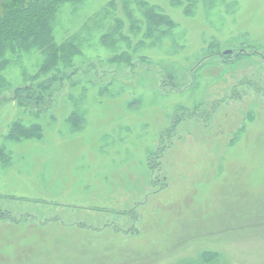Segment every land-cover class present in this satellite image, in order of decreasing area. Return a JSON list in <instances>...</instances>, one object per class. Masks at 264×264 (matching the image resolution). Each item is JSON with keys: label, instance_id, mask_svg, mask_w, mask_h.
<instances>
[{"label": "rangeland", "instance_id": "374dc122", "mask_svg": "<svg viewBox=\"0 0 264 264\" xmlns=\"http://www.w3.org/2000/svg\"><path fill=\"white\" fill-rule=\"evenodd\" d=\"M50 37L0 69V264H264V0L67 2Z\"/></svg>", "mask_w": 264, "mask_h": 264}, {"label": "trees", "instance_id": "16d2710c", "mask_svg": "<svg viewBox=\"0 0 264 264\" xmlns=\"http://www.w3.org/2000/svg\"><path fill=\"white\" fill-rule=\"evenodd\" d=\"M75 1L79 0H0V69L7 64L5 55L9 51L29 48L37 44L43 47H55L50 37L52 20L62 4ZM150 21L151 24L156 22L157 25H161L166 23V17L151 14ZM54 77L57 78L58 75ZM52 84L43 82L38 84V87L19 89L17 96L21 97L20 104L29 109L45 110L54 94ZM21 91L24 92L23 95ZM41 133L42 127L38 123L25 126L17 122L9 129L7 137L16 140L40 136ZM3 154L0 152V158L5 156Z\"/></svg>", "mask_w": 264, "mask_h": 264}, {"label": "water", "instance_id": "95a60500", "mask_svg": "<svg viewBox=\"0 0 264 264\" xmlns=\"http://www.w3.org/2000/svg\"><path fill=\"white\" fill-rule=\"evenodd\" d=\"M232 52H233V50L232 49H228V50H226L225 52H224V54H232Z\"/></svg>", "mask_w": 264, "mask_h": 264}]
</instances>
